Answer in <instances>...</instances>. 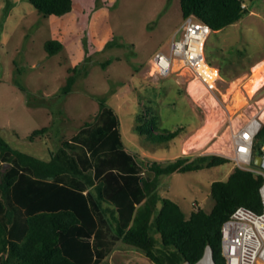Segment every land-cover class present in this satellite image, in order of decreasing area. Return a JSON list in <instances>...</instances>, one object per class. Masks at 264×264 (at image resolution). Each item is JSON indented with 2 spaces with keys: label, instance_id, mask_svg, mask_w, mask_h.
Segmentation results:
<instances>
[{
  "label": "rangeland",
  "instance_id": "rangeland-1",
  "mask_svg": "<svg viewBox=\"0 0 264 264\" xmlns=\"http://www.w3.org/2000/svg\"><path fill=\"white\" fill-rule=\"evenodd\" d=\"M179 4L74 0L71 12L54 17L39 14L28 0H0V135L11 147L48 160L49 151L91 122L104 101L118 116L123 142L139 160L164 164L181 154L229 157L223 165L160 179L158 194L177 202L185 214L195 208L209 211L214 204L211 182L226 180L236 167L229 155L231 131L264 109V84L243 106L236 100L245 98L253 65L264 61V0H246V14L239 22L209 31L204 57L218 68L220 80L213 92L199 88L198 94L189 91L194 78L181 64L155 80L147 72L152 56L166 51L173 36H181ZM48 40L59 41L62 49L48 55ZM75 68V82L63 95L61 88ZM151 116L160 130H184L167 142L150 143L134 129L138 117L143 121ZM205 123L212 126L201 133ZM42 128L47 131L29 140ZM121 247L129 251L120 254ZM102 264L153 263L118 243Z\"/></svg>",
  "mask_w": 264,
  "mask_h": 264
},
{
  "label": "trees",
  "instance_id": "trees-1",
  "mask_svg": "<svg viewBox=\"0 0 264 264\" xmlns=\"http://www.w3.org/2000/svg\"><path fill=\"white\" fill-rule=\"evenodd\" d=\"M245 1L180 0L179 5L183 18L193 16L216 32L241 20ZM28 2L43 16L60 17L71 12L74 0ZM62 47L57 40L44 44L50 56ZM78 70L67 77L63 95ZM140 119L134 130L150 143L167 142L184 130H160L154 116ZM119 128L118 116L102 101L93 120L49 151L48 160L11 147L0 135V264H102L118 243L153 264H196L207 247L213 264H226L221 227L237 207L260 210L263 178L233 167L226 180L211 182V209L187 215L158 194L161 177L223 165L229 157L181 154L164 164L142 161L126 147ZM46 131L34 130L29 140ZM263 146L264 123L253 139V160L264 154Z\"/></svg>",
  "mask_w": 264,
  "mask_h": 264
},
{
  "label": "built area",
  "instance_id": "built-area-1",
  "mask_svg": "<svg viewBox=\"0 0 264 264\" xmlns=\"http://www.w3.org/2000/svg\"><path fill=\"white\" fill-rule=\"evenodd\" d=\"M245 4H242L244 8ZM211 29L193 16L184 18L179 38L173 36L166 51H158L149 60L147 72L151 79L167 77L173 66L181 64L192 74L205 92L216 89L220 80L219 70L208 64L204 57L205 39ZM261 114L252 115L236 131L230 133L231 156L236 167L252 171L263 178L259 188L261 204L259 211L237 207L224 221L221 246L226 264H264V154L260 165L251 166L253 139L261 128ZM264 150V146L262 147ZM211 260V249L206 248Z\"/></svg>",
  "mask_w": 264,
  "mask_h": 264
},
{
  "label": "bare ground",
  "instance_id": "bare-ground-1",
  "mask_svg": "<svg viewBox=\"0 0 264 264\" xmlns=\"http://www.w3.org/2000/svg\"><path fill=\"white\" fill-rule=\"evenodd\" d=\"M251 73H252L251 80L248 81L246 83V85H245V90H246L245 98L244 97L241 98V96H238L236 98V100L238 101V107L243 106L246 103V99L251 97L260 87L263 86V84H264V61H260L256 65H254V67L252 68V72ZM199 88L203 89V87L197 81H195V80L191 81V85L189 87V89H190L189 91L190 92H193V94L194 93L198 94ZM203 93H205V92H203ZM262 112H263V115H261L262 116L261 120L264 119V109H263ZM211 126H212V124L207 123L200 130L201 133H205L207 130H209L211 128ZM201 144H203V142ZM190 149H192V148L190 147ZM208 255L209 254L206 252L205 255L202 257V259L197 264H212Z\"/></svg>",
  "mask_w": 264,
  "mask_h": 264
},
{
  "label": "crops",
  "instance_id": "crops-1",
  "mask_svg": "<svg viewBox=\"0 0 264 264\" xmlns=\"http://www.w3.org/2000/svg\"><path fill=\"white\" fill-rule=\"evenodd\" d=\"M210 31H212V30H210ZM213 32V31H212ZM260 61H262V60H260ZM260 61H258V62H260ZM258 62H256L254 65H256ZM254 65H253V67H254ZM252 67V68H253ZM190 85H191V83H190ZM253 113V112H252ZM261 115H263V112H261ZM262 117V116H261ZM260 117V118H261ZM262 119V118H261ZM263 121V123H264V119L262 120ZM127 147V146H126ZM128 148V147H127ZM129 149V148H128ZM130 150V149H129ZM131 151V150H130ZM231 153V152H230ZM216 154V153H215ZM219 155H224V154H219ZM230 156H231V154H229ZM225 156H227V155H225ZM228 157V156H227ZM127 252V251H129V250H127L126 249V247H121L120 249H119V252H121L120 254H122L123 252ZM132 251V250H131ZM112 253H114V251L112 252Z\"/></svg>",
  "mask_w": 264,
  "mask_h": 264
},
{
  "label": "water",
  "instance_id": "water-1",
  "mask_svg": "<svg viewBox=\"0 0 264 264\" xmlns=\"http://www.w3.org/2000/svg\"><path fill=\"white\" fill-rule=\"evenodd\" d=\"M253 163H254V165H256V166H257V165H260V158H259V156H256V157L254 158ZM204 255H205V254H204ZM204 255H203V256H204ZM203 256H202V257H203ZM202 257H201V259H202ZM201 259H200V260H201ZM200 260H199V261H200ZM199 261H198V262H199ZM198 262H197V263H198ZM197 263H196V264H197ZM212 264H213V263H212Z\"/></svg>",
  "mask_w": 264,
  "mask_h": 264
}]
</instances>
